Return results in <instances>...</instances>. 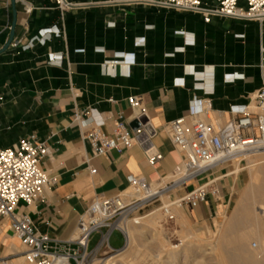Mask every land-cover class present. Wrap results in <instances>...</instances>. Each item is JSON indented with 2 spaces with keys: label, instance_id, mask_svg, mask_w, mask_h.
Returning <instances> with one entry per match:
<instances>
[{
  "label": "crops",
  "instance_id": "crops-1",
  "mask_svg": "<svg viewBox=\"0 0 264 264\" xmlns=\"http://www.w3.org/2000/svg\"><path fill=\"white\" fill-rule=\"evenodd\" d=\"M70 1L78 7L62 15L55 0H0V51L16 20L14 42L0 55V149L26 138L50 146L52 155L41 168L56 184L46 189L44 200L22 204L19 211L62 242L74 237L96 197L126 191L130 177L155 184L174 172L181 155L167 127L194 98L210 99L211 118L225 124L233 119L232 107L250 106L264 88V23L221 17L206 23L202 15L160 7L163 0ZM207 3L214 6V0ZM49 29L61 35L42 44L40 31ZM134 96L143 99L158 131L153 142L163 160L155 167L147 165L138 146L94 157L85 138L91 129L73 124L75 113L96 110L106 121L103 133L112 134L120 114L132 132L139 127L128 102ZM229 178L222 201L209 195L197 209L183 211L196 223L221 216L230 209L238 182ZM0 264H26L25 249L2 219Z\"/></svg>",
  "mask_w": 264,
  "mask_h": 264
},
{
  "label": "built area",
  "instance_id": "built-area-1",
  "mask_svg": "<svg viewBox=\"0 0 264 264\" xmlns=\"http://www.w3.org/2000/svg\"><path fill=\"white\" fill-rule=\"evenodd\" d=\"M207 1L163 0L157 4L169 10L202 15L206 23L212 17L264 23V0H214V6ZM55 4L62 15L78 7L70 0H55ZM32 10L30 8L28 12ZM40 35L43 37L40 42L45 44L47 38L60 36L61 32L49 29L40 31ZM30 47L31 44L24 50ZM51 63L61 64L56 58H52ZM128 102L139 123L132 132L127 119L120 114L114 122L112 134L103 133L101 128L106 126V121L96 110L75 113L73 124L81 129H91L85 138L94 157H106L112 152L121 153L138 146L143 149L147 165L155 167L163 160L153 142L158 131L141 97H130ZM212 111L210 99L194 98L189 109L167 127L170 141L181 155V163L170 174L173 180L154 189V182L143 177H130L126 191L112 198H95L81 216L74 237L66 242L42 233L29 215L19 211L22 204L31 207L44 200L46 189L56 184V180L41 168L42 162L52 155L50 146L26 138L12 148L0 149V219L9 222L14 236L25 249L26 264H102L103 257L124 251L128 242L127 229L141 226L145 211L164 195L170 198V202L162 204L160 211L167 220L174 218V208L184 210L190 206L197 209L209 195L217 197L220 193L217 182L235 170L223 172L236 161L242 162L247 155L264 150V88L250 106L232 107L233 119L225 124L214 121ZM87 164L90 174L96 175L97 170L89 162ZM166 176L163 175L158 182ZM191 186H194L193 190L186 195L175 196ZM116 232L123 238L121 249L111 246V238ZM97 234L99 240L90 250Z\"/></svg>",
  "mask_w": 264,
  "mask_h": 264
},
{
  "label": "rangeland",
  "instance_id": "rangeland-1",
  "mask_svg": "<svg viewBox=\"0 0 264 264\" xmlns=\"http://www.w3.org/2000/svg\"><path fill=\"white\" fill-rule=\"evenodd\" d=\"M248 166V160L245 158L242 162L240 160L236 161L229 170L223 172V174H226L231 170H236L237 168L243 169L237 175L229 176V179H231L230 183H232L236 178H238V182L234 191L230 209L225 210L219 217L209 218L207 221L196 223L193 217L185 213L182 209L174 208V218L167 220L160 211L162 204L170 202V198L164 195L160 201L154 203L152 207L145 211V219L142 222L144 226L141 225L131 227L134 234L133 243L131 246H128L127 244L124 249L126 252L125 259L123 263L121 262L119 264H163L165 262H172V264H199L200 262H205V264H229L227 260L219 258L216 253L205 256L204 252L207 248H212V246L214 248L217 247V239L221 230L220 227H222L223 224L226 223V219L232 215L245 188L249 183H251L250 181L252 177L250 169L247 168ZM260 178L261 181L260 179L257 181L259 184L263 181V175H261ZM226 179L217 182V187L220 191L217 196L219 201H222V197L224 195L222 185ZM154 187L157 188L156 185ZM257 193L258 192H255L253 194V205L259 201L258 198L260 195L258 194L257 196ZM258 205L256 207H260ZM179 212L182 213L188 221L184 220L182 223H178L176 221L177 218L175 217V214ZM149 215H151V217H148ZM152 218L156 220L154 225L149 223ZM98 240L99 235L97 234L92 239L90 250L95 248ZM191 240L193 241L191 242ZM195 240L197 242H195ZM250 243L252 252L258 254L260 258L261 255L259 252L263 249L261 248L262 244L256 239H252ZM123 244L122 236L119 232H116L111 238V246L114 249H119L123 246ZM117 254L103 257L102 262H106L110 258L115 257ZM170 256H172V258H170ZM178 258L179 260H177Z\"/></svg>",
  "mask_w": 264,
  "mask_h": 264
},
{
  "label": "bare ground",
  "instance_id": "bare-ground-1",
  "mask_svg": "<svg viewBox=\"0 0 264 264\" xmlns=\"http://www.w3.org/2000/svg\"><path fill=\"white\" fill-rule=\"evenodd\" d=\"M246 158L249 164L247 168H249L251 172V183H249L245 188L232 215L228 219H226V223L223 224L222 227H220L221 230L217 239V247L214 248L212 246V248H207L204 252V255L208 256L212 253H216L219 258L227 260L229 264H264V151L247 155ZM242 170L243 169L241 168H237L233 173L238 174ZM261 175H263V181L259 184L257 181H259V179L261 181ZM172 179L173 176L168 175L161 182L153 184V188L156 189L154 187L155 185L158 188L159 186L164 185L166 182ZM255 192H258L257 196L258 194L260 196L258 198L259 201H255L256 203L253 205L252 198ZM257 205L260 207H256ZM148 217H151V215H149ZM175 217L177 218L176 221L178 223H182L184 220H187V218L180 212L176 213ZM155 221L156 220L152 218L150 219L149 223L151 225H154ZM141 225L144 226V224ZM131 227L127 229L128 246L132 245L134 239V234L131 230ZM252 239H256L262 244L261 248L263 249L259 252V254L261 255L260 258L258 254L253 253L251 250L250 242ZM192 241L193 240H191V242ZM195 242L197 241L195 240ZM125 253V251H121L119 252V254L116 253L117 255L115 257L110 258L106 262H102V264L123 263L125 259ZM172 256H170V258H172ZM177 260H179V258ZM163 264H172V262H165ZM199 264H205V262H200Z\"/></svg>",
  "mask_w": 264,
  "mask_h": 264
},
{
  "label": "water",
  "instance_id": "water-1",
  "mask_svg": "<svg viewBox=\"0 0 264 264\" xmlns=\"http://www.w3.org/2000/svg\"><path fill=\"white\" fill-rule=\"evenodd\" d=\"M12 1L14 2L15 0H12ZM15 17H16V15H15ZM15 28H16V20L13 23L10 38H9L7 44L5 45V47L0 51V55L3 54L4 52H6L10 48V46L13 44L14 39H15Z\"/></svg>",
  "mask_w": 264,
  "mask_h": 264
}]
</instances>
